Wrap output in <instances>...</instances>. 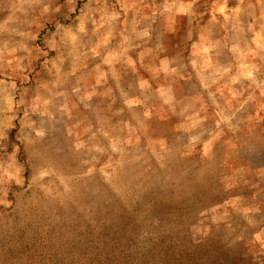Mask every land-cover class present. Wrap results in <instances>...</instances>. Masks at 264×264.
<instances>
[{"label": "rangeland", "instance_id": "374dc122", "mask_svg": "<svg viewBox=\"0 0 264 264\" xmlns=\"http://www.w3.org/2000/svg\"><path fill=\"white\" fill-rule=\"evenodd\" d=\"M0 264H264V0H0Z\"/></svg>", "mask_w": 264, "mask_h": 264}]
</instances>
